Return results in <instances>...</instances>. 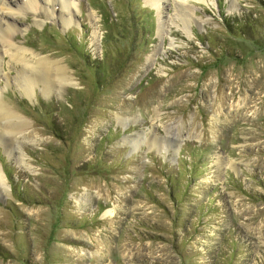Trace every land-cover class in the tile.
Returning a JSON list of instances; mask_svg holds the SVG:
<instances>
[{
    "label": "rangeland",
    "instance_id": "374dc122",
    "mask_svg": "<svg viewBox=\"0 0 264 264\" xmlns=\"http://www.w3.org/2000/svg\"><path fill=\"white\" fill-rule=\"evenodd\" d=\"M9 1L0 264H264V0Z\"/></svg>",
    "mask_w": 264,
    "mask_h": 264
},
{
    "label": "bare ground",
    "instance_id": "6f19581e",
    "mask_svg": "<svg viewBox=\"0 0 264 264\" xmlns=\"http://www.w3.org/2000/svg\"><path fill=\"white\" fill-rule=\"evenodd\" d=\"M22 6L25 8H31L34 10L36 6H42L46 11L50 10V5L55 7L56 15L59 18V21L63 24L67 23L70 18L73 16V9L67 8V10H63L64 7H67L68 4L64 0H21ZM152 2H157L158 5H160L161 0H151ZM9 0H0V48H4L3 50L7 51L8 48H11L12 43L9 41V36H11V31L13 30V24L11 22V18L13 17V11L11 10L9 6ZM12 4V3H11ZM179 7V6H178ZM49 9V10H48ZM54 9V8H53ZM179 10L183 11V8L180 6ZM52 11V8L50 12ZM179 15V13H178ZM180 17H182V14H180ZM182 20H185L186 18H181ZM158 29V28H157ZM14 38L13 35L11 37ZM28 50L24 48H15L14 56H18V53H26ZM13 53V52H12ZM11 53V55H12ZM20 56V55H19ZM23 57V56H21ZM20 57V58H21ZM24 59V58H23ZM39 62V61H38ZM38 66V65H37ZM35 67V66H34ZM42 69V66L40 67ZM29 70V72H27ZM18 80L19 86L22 87V89L25 92L31 91L33 85L35 84L34 81H43V83L46 85V82H49V78L47 77V74L45 72H34L31 68H24L22 69L18 74ZM9 118V117H8ZM0 181H1V173H0Z\"/></svg>",
    "mask_w": 264,
    "mask_h": 264
}]
</instances>
